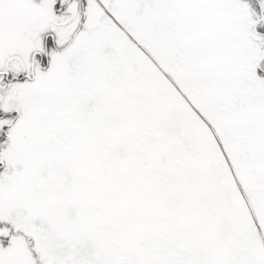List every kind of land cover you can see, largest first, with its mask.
I'll return each instance as SVG.
<instances>
[{"label": "snow or ice", "instance_id": "obj_1", "mask_svg": "<svg viewBox=\"0 0 264 264\" xmlns=\"http://www.w3.org/2000/svg\"><path fill=\"white\" fill-rule=\"evenodd\" d=\"M0 264H264V0H0Z\"/></svg>", "mask_w": 264, "mask_h": 264}]
</instances>
